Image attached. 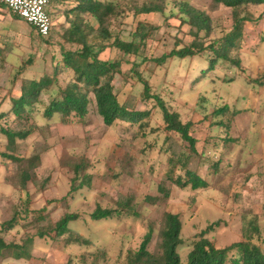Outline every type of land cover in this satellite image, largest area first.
<instances>
[{
  "label": "rangeland",
  "instance_id": "374dc122",
  "mask_svg": "<svg viewBox=\"0 0 264 264\" xmlns=\"http://www.w3.org/2000/svg\"><path fill=\"white\" fill-rule=\"evenodd\" d=\"M192 1L209 11L216 35H221L228 29L232 16L229 7L216 5L211 0ZM169 3L172 6L170 0ZM262 8L252 7L254 17H260ZM67 10L65 3L51 1L54 34L49 38L53 42L61 41L57 33L61 34L62 27L68 24L65 13ZM167 13L170 14L171 11ZM121 17L126 23L122 27L124 30L121 36L131 40L135 29L132 23L136 19L133 20L131 14H123ZM86 18L95 27L98 26L93 17ZM139 18L162 25L155 40L148 42L145 50L147 55L160 56L164 51H169L174 47L177 37L183 39L184 43L191 39L190 26L184 25L179 29V21L173 17L170 19V26L165 24L160 14H143ZM259 30V26L253 27L251 32L258 33ZM32 39L39 41L26 21L14 19L11 12L0 9V47H10L7 54L0 51V99L4 95L8 97L19 86L21 76L18 73L32 55H36L34 63L25 67L22 71L24 76L52 71L51 57L58 54V47L50 46L42 40L36 46ZM208 55V51H205L193 58H175L166 66L155 68L156 74L151 78L153 90L161 92L167 105L178 111L184 122L195 123L193 132L199 139L198 149L206 153V159L201 155L189 154L187 144L179 134H167L163 129V113L159 107L151 109L146 138L136 135L137 132L140 133L138 125L115 122L112 126H107L96 112L95 106L88 121L68 125L62 124L57 117L46 119L40 114V107L37 119L33 118V121L39 122L38 128L26 140L18 141L16 153L29 156L36 146V151L41 154L40 165L35 171L37 182H31L29 189L31 201L37 195H42L36 204L35 201L32 202V207L41 209L49 199L58 200L50 204L47 202L51 210L48 212L46 209L49 214L44 222L35 220L38 212H31L27 216L22 214L20 222L13 230L5 233L4 237L8 242L22 241L40 229H49L69 210L81 215L79 222H72L71 226L84 228L94 244L67 247L65 239H68V235H65L56 240L54 247L31 245V256L27 258H16L11 251H7L3 264H125L127 252L139 248L150 225L155 231L148 248L151 252L159 251L160 229L166 210L179 213L183 221L182 237L186 243L180 246V253L184 258L186 251L193 247L197 233L216 221H219V225H215L207 236L220 247L243 240L244 228L249 226L251 219L257 217L261 236L254 240L264 247V85L254 82L249 84L242 74H237V83H233L230 80L236 74H228L226 63H221L219 69L209 71L197 81L209 66ZM117 56L116 49H107L100 54L102 59ZM261 57L259 54L254 55L247 62L250 63L249 73L255 77L256 72L263 69L261 65L264 63V54ZM155 66L153 61L147 64L149 69ZM131 84L133 83L124 86L121 78H117L116 87L121 102L127 101L141 109L151 107L149 100L140 99L142 84ZM224 101H228L231 110L239 111L232 116L227 131L225 126L214 123L223 119V115L212 114ZM232 113L230 111L227 115L231 117ZM9 122L13 124L12 119ZM166 137L170 140L167 141ZM175 144L180 145L188 155L187 167L208 177L210 186L192 190L190 187L172 185V196L166 199L158 191V184L161 181L169 183L167 173L171 168V154L168 150ZM5 150L6 140L0 133V152ZM222 156L219 171L209 173L211 161ZM81 160L87 166L85 171L92 175L93 186L85 187L81 192L78 190L73 198L69 195L67 199L71 206L68 208L60 199L66 195L72 183L74 164ZM17 166V163L0 156V223L9 219L15 209L23 213L25 202L21 200L26 199L27 194L12 185ZM175 174H184V169L177 166ZM79 182L77 180L75 184ZM43 187L45 189H40ZM122 195L133 197L132 204L139 216L122 214L120 217L115 215L116 217L101 220L91 219L90 214L97 203L103 207H115L117 199ZM155 195L160 197L158 205L146 200L147 196ZM41 241L45 243L44 240ZM41 241L37 240L36 244ZM42 242L38 246H44ZM35 248L38 249L37 252H33ZM31 259L32 262L29 263ZM238 259V251L233 250L228 261L237 262Z\"/></svg>",
  "mask_w": 264,
  "mask_h": 264
},
{
  "label": "trees",
  "instance_id": "16d2710c",
  "mask_svg": "<svg viewBox=\"0 0 264 264\" xmlns=\"http://www.w3.org/2000/svg\"><path fill=\"white\" fill-rule=\"evenodd\" d=\"M51 1L53 2V0H50L49 13ZM58 1L65 3L68 8L65 12L68 24L62 27L61 34L57 33L61 38L58 43L50 40L54 34L53 21L50 31L47 34H42L35 25L24 20L6 5L0 4L2 8L12 13L14 19L26 21L31 26L39 38V41L32 39L34 45L39 46L40 40H42L50 46H57L60 55V57L58 54L52 55V71L34 76H24L22 71L25 67L34 63L36 55H32L28 63L18 73V76H21L19 86L11 91L8 97L4 95L0 99V133L6 140V150L0 152V156L18 164L14 171L15 180L11 184L14 188L27 192L28 196L22 210L23 213L15 209L9 219L0 223V260L8 255L7 251H11L16 258L30 257V247L35 237L58 240L62 236L68 235V239H65L67 244L70 242L85 245L94 244L86 236L70 228V222L77 220L80 213L69 210L64 212L49 229H40L36 234L28 235L22 241L8 242L4 237L5 233L13 230L20 222L22 214L27 216L31 212H38L39 215L37 214L35 220L40 222H44L49 214L46 212L47 207L41 208L40 211L30 208L29 184L37 182L35 171L40 165L41 154L36 151V146L33 154L29 156L16 153L18 141L26 140L38 128L39 122L33 121V118L37 119L40 107V114L46 119L57 117L62 121V124L68 125L73 122L83 124L88 121L90 113L93 111L92 108L95 106L96 112L103 118L107 126H112L115 122L138 125L140 133L137 132L136 135L139 134L144 138L148 135L151 109L159 107L163 113V129L167 134L170 135L174 132L179 134L182 141L187 144L189 154L201 155L206 159V153L198 149L199 139L193 132L195 123L193 121L184 122L180 113L167 105L161 92L153 90L151 78L156 74L154 73L155 68L164 67L175 58H193L208 51L209 66L197 78V81H200L201 76L209 71L215 72L217 68L221 67V63H226L228 74L232 72L236 74L230 80L234 83L237 80V74L243 75L246 72L243 64L248 34L246 26L251 24L256 28L261 20V15L254 17L251 9L264 4V0H211V3L216 5L221 4L229 7L232 15L228 29L221 35H216L213 18L209 11L196 5L192 0H170L172 6L169 5V0H131L129 2L75 0L74 4L70 2L71 0ZM71 4L73 5L70 6ZM168 11L171 13L168 14ZM151 13L162 15L168 26L171 24V17L179 21V29H182L184 25H189L191 28L189 42L184 43L183 39L176 35L177 38L172 49L164 51L160 56L147 55L145 50L148 42L155 40L162 26L139 18L140 15ZM123 14H131L132 19L137 20L132 23L135 29L132 31L131 40L123 39L121 36L124 30L122 27H125L126 24L121 17ZM88 16L97 21V27L90 23V20L86 18ZM8 49L10 47L8 48L7 45L0 47V51L6 54ZM107 49H116L118 56L108 59L100 58V54ZM151 61L156 65L153 69L147 67ZM142 64L144 67L141 68ZM118 76L124 86L130 82L134 86L141 83L143 89L140 92V99L149 100L151 107L141 109L128 104L127 101L122 103L116 87ZM248 78L249 81L262 85L260 78ZM229 105V103H224L212 112L214 115H223V119L214 121V123L225 126L226 131L230 128L232 116L239 113V111L231 110ZM230 111L233 112L231 117L227 115ZM10 119L13 124L9 122ZM166 140L170 139L166 137ZM168 151L171 154L169 158L171 168L167 173L169 183L161 181L158 184V191L163 195V198L169 199L172 196V185L180 188L190 187L192 190L205 189L210 186L208 177H203L197 171L187 167L188 155L180 145L175 144ZM222 159L223 156L211 161L209 173L215 174L219 171ZM177 166L184 169V174H175ZM86 168L87 166L82 160L74 164L75 175L71 180L69 191L60 199L64 206L68 208L71 206L67 199L69 195L70 198H73L74 193L78 190L85 186H91L92 175L85 171ZM77 180H80L79 184H75ZM159 199L160 197L156 195L146 197L148 202L152 201V203H157L156 205H158ZM57 200L52 198L47 202L50 204ZM133 200V197L122 195L117 199L115 207H103L97 203L90 217L93 220H101L112 218L115 215L120 217L122 214L139 216V212L132 204ZM21 202L24 201L21 200ZM163 220L160 229L159 251L151 252L148 248L155 231V228L150 225L139 248L127 252L125 264H226L233 250H237L239 253L238 261L233 260L236 262L235 264L239 262L242 264H264V247L254 240L255 237L261 236L257 217L251 219L249 226L244 228L243 240L235 241L224 247L217 246L207 236L209 231L214 230L215 225H219V221L211 223L199 234L197 233V239L192 244L193 247L185 261L182 260L179 249L184 243L181 216L179 213L166 210Z\"/></svg>",
  "mask_w": 264,
  "mask_h": 264
},
{
  "label": "crops",
  "instance_id": "0c3cea01",
  "mask_svg": "<svg viewBox=\"0 0 264 264\" xmlns=\"http://www.w3.org/2000/svg\"><path fill=\"white\" fill-rule=\"evenodd\" d=\"M74 1V2H73ZM71 3H75V0H71L70 1ZM261 7H263L262 8V10H263V12L260 14L261 15V20H260V22H259V27H260V30H259V32L258 33H256V32H251V30H252V28H253V26H251V24L249 25L248 24V26H246V29H247V40H246V47H245V49H246V53L243 55V64H244V67H245V69H246V72L243 74V75H245V77H246V81H249V80H247V79H249L248 77H250V78H262L261 79V82H262V85H264V63L261 65V68H263V69H261L260 71L258 70L257 72H256V77L255 76H253L252 74H250L249 72L251 71V69H250V63H247L254 55H260V56H262L261 58H263V54H264V4H262V5H260ZM2 7L0 6V9H1ZM3 9V8H2ZM4 10H6V9H4ZM259 36V37H258ZM248 37H250V38H248ZM253 43H255V44H253ZM108 58H110V57H108ZM108 58H104V59H108ZM260 72V73H259ZM260 74V75H259ZM118 77H120V76H118ZM117 77V78H118ZM234 83H237V80L234 82ZM249 84H252V82L251 81H249L248 82ZM223 102V101H222ZM224 103L226 104V103H228V101H224ZM224 103H222V104H224ZM7 186H9L10 187V184H7ZM93 185L91 184V186H89V187H92ZM85 187H88V186H85ZM84 187V188H85ZM82 189L83 188H81L80 189V192L82 191ZM68 191H69V188H68ZM28 193H29V196H30V199H31V194H30V189H29V191H28ZM26 194H27V192H26ZM67 194V193H66ZM41 195L42 194H39V195H37L34 199H32V201L30 202V204H31V206H30V208L31 209H34V210H39L40 209V207L39 208H37V207H32V202L33 201H35L34 202V204H36V202H37V200H39V199H41ZM74 196H75V194H74ZM27 198H28V196H27ZM27 198L26 199H23L22 198V200L25 202L26 200H27ZM76 198V197H75ZM75 198H74V200H75ZM74 200H72L73 202H74ZM47 207V210H48V212H49V210H51V208L49 207V204H47V201L45 202V205H43L41 208H46ZM50 208V209H49ZM79 213V212H78ZM63 215V214H62ZM80 217H81V215H80ZM80 217L77 219V220H74V221H71L70 222V224H69V226H70V228L72 229V230H75L76 232H78V233H80V234H82V235H84V236H86L88 239H90L92 242H94V240L91 238V237H89L88 235H86V233H85V231H84V228H74V227H72L71 226V224H72V222L74 223H78L79 222V220H80ZM60 218V217H59ZM82 219V218H81ZM58 220V219H57ZM46 239V240H45ZM184 239V243L182 244V245H185V238H183ZM41 241V240H44L45 241V243L44 242H42L43 244H44V246H38V244L39 243H41V242H38L37 244H36V241ZM55 243H56V240H52L51 238H39V237H35L34 238V241H33V243H32V247H54V245H55ZM66 243V242H65ZM46 244V245H45ZM67 244V243H66ZM71 245H79V244H77V243H72V242H70V243H68L67 244V247H70ZM80 246V245H79ZM224 246H226V245H223V246H220V247H224ZM58 247V246H57ZM191 248L192 247H190L187 251H186V257L184 258L183 257V255L181 254V258H182V260L183 261H185V259L187 258V255H188V253L190 252V250H191ZM179 249H181V248H179ZM38 251V249L37 248H35L34 250H33V252H37ZM34 254V253H33ZM7 259V258H6ZM5 261V260H4ZM3 259H1L0 260V264H3ZM30 262H32V259L31 260H29V263ZM236 262H232V261H228L226 264H235ZM33 264V263H32ZM40 264V263H39ZM238 264H242L241 262H239Z\"/></svg>",
  "mask_w": 264,
  "mask_h": 264
},
{
  "label": "built area",
  "instance_id": "2783aa9c",
  "mask_svg": "<svg viewBox=\"0 0 264 264\" xmlns=\"http://www.w3.org/2000/svg\"><path fill=\"white\" fill-rule=\"evenodd\" d=\"M24 20L35 25L42 34H47L52 26V18L48 11L50 0H0Z\"/></svg>",
  "mask_w": 264,
  "mask_h": 264
}]
</instances>
